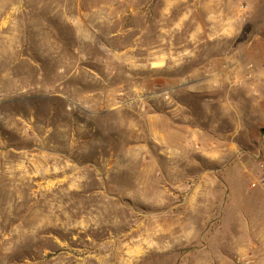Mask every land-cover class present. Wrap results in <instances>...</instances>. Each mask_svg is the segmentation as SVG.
Segmentation results:
<instances>
[{
    "label": "rangeland",
    "instance_id": "1",
    "mask_svg": "<svg viewBox=\"0 0 264 264\" xmlns=\"http://www.w3.org/2000/svg\"><path fill=\"white\" fill-rule=\"evenodd\" d=\"M223 25L237 0H0V264H257L227 187L264 194V41Z\"/></svg>",
    "mask_w": 264,
    "mask_h": 264
},
{
    "label": "crops",
    "instance_id": "2",
    "mask_svg": "<svg viewBox=\"0 0 264 264\" xmlns=\"http://www.w3.org/2000/svg\"><path fill=\"white\" fill-rule=\"evenodd\" d=\"M255 2V0H237V27L223 25L220 27V30H217L215 32L216 36L218 37L226 38L232 36L234 40L236 39L237 52L241 51V49L256 47L260 42L264 41L263 39H261V32H263L264 24L256 25L258 23L256 22V24L252 26L248 21L250 16L254 15ZM197 30L199 32H202L201 30L203 29L199 28ZM167 33H173V41L175 37L174 33H176V25H174V27L169 26L167 28ZM239 59L240 58H237V64L239 62ZM230 78L231 77H229V79ZM194 79L195 80L190 79V84L185 85L184 90H187L189 92L188 94L190 95H198V93L199 95L204 94L206 92L205 90L209 88V86L206 83H203L204 81L202 80V77ZM184 80L186 81V79ZM201 105L205 107L206 110L211 112L208 108V104L201 102ZM181 111L184 116L182 125L183 138L187 139L191 144L199 142V140H202L203 136L205 135V127L203 126V123H201L200 118L198 119V117H196L194 109L191 105L184 104ZM155 116L156 114H152L150 119H152V123H154L156 126L162 125L158 124L160 119H163L165 123L171 122V120L165 114L158 115V117ZM148 118L149 117L147 116V119ZM153 134L157 136L156 139V137H154L153 135L155 141H158L159 139L163 144V147H165L166 150L169 151L171 147L170 145H172L170 140L171 134H173L172 129H170V127L165 128L164 135L159 134L158 130L156 132L153 131ZM201 150H203V148ZM236 155V149L234 148V146H232L229 156L232 159H236ZM211 158H214L215 160L224 159L222 153H220L219 156L212 155ZM235 166V164L232 165V170L235 168ZM235 170L238 171V168ZM235 170L233 172L234 175ZM229 188L227 187V191L232 192V195H230L231 202H233V206L235 205L234 207L237 209V216H232L230 218L231 223L237 224V233H251L252 239L255 241V243L251 245V251L253 255H255V257H258L257 264H264V194H260V187H256V183H253L251 185L232 184L231 191ZM260 195L263 196V199H261V201L256 200V198L258 199ZM239 253L241 254V251H239Z\"/></svg>",
    "mask_w": 264,
    "mask_h": 264
}]
</instances>
